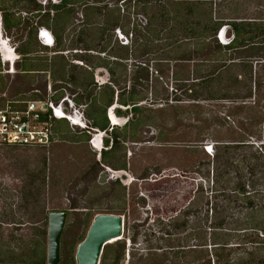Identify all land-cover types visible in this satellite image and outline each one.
Segmentation results:
<instances>
[{"label": "rangeland", "instance_id": "1", "mask_svg": "<svg viewBox=\"0 0 264 264\" xmlns=\"http://www.w3.org/2000/svg\"><path fill=\"white\" fill-rule=\"evenodd\" d=\"M165 1L174 7L176 2L196 1L198 6L209 2L211 5H207L219 20L243 18L264 25V0ZM102 2L111 9L109 15L114 11L112 18L121 15L125 23L131 20L139 27L147 24L149 12L137 9L128 1L123 4L119 0ZM8 7L16 18L22 17L19 27L5 28L3 18ZM74 8V17L63 34L64 43L71 50L68 55L73 54L72 49L77 46L78 34L89 32V37L95 38L91 43L93 57L101 53L99 44L107 46L110 57L117 52L122 57L116 66L119 91L124 90L126 94L133 91L140 111L130 112L127 123L118 125L116 130L121 140L111 161L112 167L102 163L95 132L86 136L63 127L46 146L0 145V255L18 259L29 253L35 241H44L45 229L48 251V215L52 211H67L61 256L70 258L72 248L78 247L87 231L85 213L89 211L95 216L105 213L107 208L125 206L123 236L110 243H120L122 247L125 244L120 264H203L206 256L220 242L226 241L228 251L233 252L232 258L244 259L245 253L253 248L245 236L243 240L241 237L250 229L232 237L228 230L212 228L208 216L223 200L224 189H228L225 193L229 194L232 204L238 206L244 202L243 195L237 194L235 188L238 182L249 183L245 180L249 172L236 162L245 158L250 165L256 160L264 165V40L261 38L254 46L235 48L218 57L209 38L204 39L206 49L200 50L204 40L187 39L181 30L172 37L174 29L159 35L142 29L126 40L125 33L116 28L114 35L112 31L99 38L95 33L98 24H82L85 5L78 4ZM118 8L122 9L121 13ZM34 13L28 11L24 1L0 0V31L3 30L11 45L21 48L30 43V31L37 28L39 20L33 18ZM177 22H171L170 26ZM116 34L123 37L126 50L119 47L121 43L114 42ZM151 39L159 40L155 41L159 50L156 45V49L145 45ZM220 40L225 44L231 38L225 33ZM37 41L42 46L38 36ZM31 42L33 48L40 47L34 39ZM147 46V54H144ZM209 56L215 61L212 74L220 87L216 95L221 92L223 97L211 99L206 95L194 100L188 95L192 90L184 86L198 80ZM19 61L15 65H3L0 56V79L5 87H0V107L12 99L31 100L33 97L23 98V95L30 96L33 90L44 85L47 89L49 84L53 87L59 81H70L52 72L54 67L50 73H22L17 68ZM70 73L71 67L67 66V76ZM96 78L106 83L107 72L96 70ZM102 83L93 86V93H103ZM120 98L115 94L114 102ZM134 119H141L136 130L128 126ZM242 143L244 147L240 146ZM223 156L228 158L229 165L230 158L235 156L233 163L236 164H232L239 170L229 169ZM124 163L127 174L118 176L114 167ZM116 177H125L124 203L119 200L124 186L114 184ZM259 177L257 190L260 191L253 193V197L264 204L262 172ZM72 205L78 207L71 209ZM228 223L234 225L233 220ZM243 225L249 227L250 224L245 221ZM258 236L254 239L264 234ZM108 249L109 255L114 256L113 249Z\"/></svg>", "mask_w": 264, "mask_h": 264}, {"label": "trees", "instance_id": "2", "mask_svg": "<svg viewBox=\"0 0 264 264\" xmlns=\"http://www.w3.org/2000/svg\"><path fill=\"white\" fill-rule=\"evenodd\" d=\"M19 1H24L28 11L35 12L33 18H38L39 20L37 21V28H34L35 30L30 31V43H27L21 48H17L18 52L22 55V61H20L17 65L18 70L22 73L27 74L30 72H51L52 67H54V71L52 72L59 74L62 78L69 79L74 84L80 85L85 89L89 87L90 105L88 108V115L90 116V118L93 119L94 126L100 128L101 130L107 131L109 130V128L112 127L108 115V107H110L114 103L115 94L120 95L121 98L119 99V102L123 103L124 105L130 104L132 106L133 113H139L140 107L135 102V100L137 99V95L133 91H128L127 94L124 92V90L119 91L120 83L117 79L118 69L116 66L119 63L118 59L122 57H120L117 52L116 55L113 54L111 57L107 55L109 53L107 52V46H102L101 44H99L101 53H98V56H96L98 61L96 62L92 59L88 62V64L93 67H96V65L98 64H100V66L103 65L111 76L109 83L103 86V93H101L100 95L93 93V91L95 90V88L93 87L95 85L93 75L89 76L85 74L86 71H80L78 66L72 65L71 61H69V59L67 58V55H64L63 53H57L53 55L50 54L51 51L63 52L68 50V47L64 43L65 39L63 37V34L65 33L68 24L72 21L74 17V7L76 5H85L83 15L84 19L82 21L83 25H99L98 28L95 27V33L99 38L102 37L104 33H108L107 35H109V33H111L112 31L114 35V33H116V28L121 33H125L124 36L127 35L126 37H128L130 34L134 35L136 32H142V29L149 30L148 34L156 33L158 35L162 33H167L168 30L174 29L172 35V37H174L177 36V34L179 33L178 30H181V33H184V36H186L187 39L195 38L201 41L206 38H209L208 40L211 41L210 44L214 52H216V56L218 57H221L222 54H226V52H231L235 48L254 46L258 44V42H260L261 38L264 40L263 24L256 23L254 21L243 18L227 21L219 20L214 16V10H212V7L209 8L208 5H211V3L209 4V2L199 4L200 7L198 6V2L196 1L191 3L176 2L174 3V7V5H168L167 1L165 0H119L120 4L121 2L123 4L124 1H128L134 7H137V9H140L141 11H144L146 13L149 12L147 24H145V26L142 25L139 27V25L135 24V22H131V20L125 23L121 15H119V17L117 16L112 18L114 11L112 15H109L111 9L108 8L109 6L107 4H102L103 0H62L60 4H51L49 7H44L37 0ZM90 1L92 3H89ZM122 9L118 8V13H121ZM5 11L6 12L4 13L3 18L5 28L12 29L14 27H19L23 20L22 17L16 18V14L11 7H8L7 9H5ZM186 18H189V21H186ZM173 21H178L177 25L170 26V23ZM24 22H26V24L29 23V21L26 20ZM27 26L28 25H26V27ZM40 26H45L53 32L57 41L55 48L50 49L47 46H41L38 43L37 30ZM127 26L129 27L128 29H126ZM223 27L227 28V38H231V41L225 44H223L219 38V32ZM89 33H79L77 40L84 41L88 44L90 43L87 48L89 47V49L94 50L93 44L91 43L92 40H95V38H93L92 36L89 37ZM32 39H34L35 44L37 43V45H40L39 48H33V43L31 42ZM115 41L119 44L121 43L119 47L126 50L127 44L123 43V41H120L117 38V34L116 39H114V42ZM155 41L159 40L153 41L151 39L147 41L145 45L150 44L148 46L152 45L154 49H156V45L157 50H159L158 45L157 43H155ZM203 42V44L198 49L203 50L205 48L206 41L204 40ZM107 45L109 46L108 43ZM148 46L146 47V52H144V54H147L149 48ZM188 54L190 55L191 53ZM208 58L209 59L204 62L205 71L201 74L200 77H198V80H194L190 85L186 84L184 86L187 87L188 90H192V93H188V95L194 100L206 98V95H209L211 99H218L221 96V92L220 95H216L220 91V87L218 86V80L215 78L216 76L212 74L215 68V61L210 59V56ZM67 66H71V73L68 76L66 74ZM1 67L2 64L0 62V72L2 71ZM0 81L2 80L0 79ZM0 87L5 88L3 86V81ZM45 96L46 92H43L42 95H23V98L33 97V99L36 100L39 98L42 99ZM13 100L14 99H12L11 101ZM140 121L141 119H134L133 121H130L128 123V126L132 130H136ZM116 129L117 128H113L111 132L114 144L112 149L103 152V163L111 164V161L114 159L116 151L119 148L121 134ZM61 132L62 130L59 128V126H57L56 131L54 132V138L55 135H59ZM243 145L244 143H242V145L240 146ZM236 148H239V146H237ZM223 158L226 160L225 163L231 170L236 169L234 166L236 163L243 164L249 172V175L245 180H247V182H249L250 184H245V181H242V183H237L235 191H237V194L243 195L244 200L242 205L238 206L237 204L231 203L229 194L226 195L225 193L228 191V189H224V193H222V195L224 194V198L220 201V203L218 202L216 204L215 208H213L214 210L212 214L210 215V217L208 216V222L212 224L211 226L214 229L217 228V230L221 229L223 231L228 230V234H230L232 237L234 235L236 236L238 233L240 234L241 231H245L247 228H249L250 232L243 234L241 238L243 240V236H245V239H248L249 243H251L253 250L249 252L247 251L245 253L247 254V256H245L244 259L237 261L236 259L232 258L233 252L228 251L229 242H220V244H218V246L214 248V251L211 252V254L209 253L208 256H206L207 259H205L203 264H264V255H261L262 252L264 253V236L257 240L254 239L255 237L259 238L258 235L264 234V204L260 201H256V199H254L255 195L253 197V193L260 191L257 190V186L260 183L258 181L260 179L259 172L263 173V177L261 178V180L264 181V165H261L259 160L254 161V163L250 165L248 163V159L245 158H242L238 162L233 163L235 156L230 158L231 163L229 165L228 158L226 159L225 156H223ZM262 166L263 171L260 170ZM120 167L127 170V165L125 163ZM114 184L119 185L120 187L124 186L123 194L121 195V197H119V200L122 201V203L126 202V185H123V183L119 179H117ZM77 207L78 206L76 205H72V207L70 208L76 209ZM124 212H126L125 206L117 209L114 207H110L107 208V210L105 211L106 214L118 213L120 215H122V213ZM85 215L87 217V231L82 236L80 243L85 240L88 230L94 218L98 214L92 216V214L88 211V213H85ZM244 216H247L248 218L244 219ZM229 220H233L234 225L229 224ZM245 221H248V223L250 224L249 227H244L243 223ZM43 234L44 241H35L29 253H26L18 259H12L10 257L6 258L3 255H0V264H47L46 229L43 231ZM133 238L134 237H132V239ZM133 241L135 242V239H133ZM75 246L72 248L71 254H69L71 255L70 258L62 256L60 264H77V247ZM107 247H111L113 249L114 256L109 255L110 251L109 249L107 250ZM124 251L125 244L123 247L120 243L116 245H110V243L107 244L103 250L100 264H120L124 257Z\"/></svg>", "mask_w": 264, "mask_h": 264}, {"label": "flooded vegetation", "instance_id": "3", "mask_svg": "<svg viewBox=\"0 0 264 264\" xmlns=\"http://www.w3.org/2000/svg\"><path fill=\"white\" fill-rule=\"evenodd\" d=\"M37 1L44 7H49L51 4H60L62 0H37ZM37 36L40 42L42 43V45L47 46L50 49L55 48L57 44L56 37L50 29H48L45 26H40L38 28ZM126 36H124V38H126L127 40ZM117 38L120 41H123L124 43L123 37L121 39V37L119 38L117 35ZM89 44L85 43L84 41L77 40V46L72 49L73 54L68 55L71 52L70 48H68V50L63 52L51 51L50 54L53 55L57 53H63L64 55H67V58L69 59V61H71L72 65L77 64L79 69H83V71H86V75L89 76L93 75L95 85L97 83L101 85L102 83L97 78L95 80L96 70L104 69L108 75L107 82L104 84L102 83V86H104L105 84L109 83L111 76L103 65L100 66V64H98L96 65V67H93L88 64L90 60L97 59L96 56L92 57L93 50L89 49V47L87 48ZM0 56L3 65L6 63L15 65V63H17V60L22 61V55L18 52L15 46L10 44L9 39L4 37L2 29L0 31ZM80 57L84 60H82ZM47 73H50V71H48ZM70 81L69 82L67 81L63 82V80L59 81V84L56 86L53 85V87L51 84H49L47 86V89L46 86L44 85V87L42 86L43 88L41 89L33 90L30 96L42 95L43 92H46V96L42 99L39 98V100L48 101L49 104L52 106L54 113V118H53L54 132L56 131L57 126H59L60 129L63 127L70 128L72 131L85 134L86 136L88 135L90 136L92 133L95 132L96 142L100 145V147L98 148L99 150L98 152L101 155V159H102L103 152L109 151L110 149H112L114 145L113 138L111 136L112 129L117 128L118 125H121L122 123L125 124L127 123V121L130 119V112L132 113V106L130 104L124 105L123 103L119 102V100L114 102L110 107H108V115L111 121V126L113 128L112 127L109 128L108 131L101 130L100 128L94 126L93 119L90 118V116L88 115V108L90 105L89 104L90 88L87 87V89H84L85 90L84 91L82 89L84 87L81 86L82 88H80V85H76L72 81L71 82ZM102 86L100 87L102 88ZM27 96H29V94H27ZM62 122L66 123V126H64ZM106 165L111 167L113 166L108 163ZM114 169L115 172L118 174V176H121L122 174H127L128 171V168L126 170L121 167L118 168L114 167ZM124 178L125 177H118L117 179L121 180V182L123 183ZM126 178H127V182H129L128 177Z\"/></svg>", "mask_w": 264, "mask_h": 264}, {"label": "water", "instance_id": "4", "mask_svg": "<svg viewBox=\"0 0 264 264\" xmlns=\"http://www.w3.org/2000/svg\"><path fill=\"white\" fill-rule=\"evenodd\" d=\"M219 33L220 39L225 37L227 28ZM67 211H52L48 215V251L47 264H60L62 237L68 219ZM124 217L119 214H98L76 251L77 264H99L104 247L123 236Z\"/></svg>", "mask_w": 264, "mask_h": 264}, {"label": "built area", "instance_id": "5", "mask_svg": "<svg viewBox=\"0 0 264 264\" xmlns=\"http://www.w3.org/2000/svg\"><path fill=\"white\" fill-rule=\"evenodd\" d=\"M53 118V109L48 101H8L0 107V145H49L54 139Z\"/></svg>", "mask_w": 264, "mask_h": 264}]
</instances>
